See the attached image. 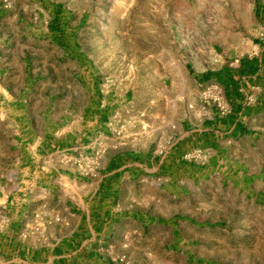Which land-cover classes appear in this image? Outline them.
Wrapping results in <instances>:
<instances>
[{
    "label": "rangeland",
    "instance_id": "374dc122",
    "mask_svg": "<svg viewBox=\"0 0 264 264\" xmlns=\"http://www.w3.org/2000/svg\"><path fill=\"white\" fill-rule=\"evenodd\" d=\"M263 55L264 0H0V264H264Z\"/></svg>",
    "mask_w": 264,
    "mask_h": 264
},
{
    "label": "crops",
    "instance_id": "0c3cea01",
    "mask_svg": "<svg viewBox=\"0 0 264 264\" xmlns=\"http://www.w3.org/2000/svg\"><path fill=\"white\" fill-rule=\"evenodd\" d=\"M260 63H264V55H263V59L260 60ZM262 66V65H260ZM262 68L264 69V64L262 66ZM260 97L257 98V103L255 104H251V108H246V112H248L249 110H251L253 107H257L256 109L261 112L264 111V90L260 89ZM249 109V110H248ZM253 111V110H251ZM233 121V120H232ZM248 124L249 122H223L222 124L219 125V128H221L222 130H226L228 131L229 135H234V134H241L242 131H244L246 128H248Z\"/></svg>",
    "mask_w": 264,
    "mask_h": 264
}]
</instances>
